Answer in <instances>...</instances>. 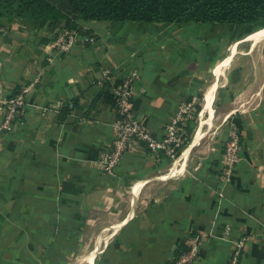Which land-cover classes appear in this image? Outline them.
Listing matches in <instances>:
<instances>
[{"label": "crops", "instance_id": "crops-1", "mask_svg": "<svg viewBox=\"0 0 264 264\" xmlns=\"http://www.w3.org/2000/svg\"><path fill=\"white\" fill-rule=\"evenodd\" d=\"M79 25L60 53L64 23L0 14V103L23 89L27 102L15 131L0 133V264H172L198 235L195 264H229L244 237L241 263L264 264V39L254 43L248 24ZM132 75L134 111L157 139L180 103L203 98L202 111L207 89L221 84L201 138L213 140L193 144L176 178L164 177L173 161L143 143L113 173L101 166L114 90ZM230 125L242 161L224 181Z\"/></svg>", "mask_w": 264, "mask_h": 264}, {"label": "built area", "instance_id": "built-area-1", "mask_svg": "<svg viewBox=\"0 0 264 264\" xmlns=\"http://www.w3.org/2000/svg\"><path fill=\"white\" fill-rule=\"evenodd\" d=\"M0 26V33L4 32ZM80 38L76 30L61 29L54 37V45L58 52H68ZM85 40L94 38L84 36ZM134 76H128L122 84L114 90L116 119L113 122V140L109 151L102 154L100 163L102 168L113 173L132 143H143L153 153L164 155L170 160H176L188 143L192 124L199 117L198 99L186 100L179 104L177 110L165 124L164 133L159 139L153 137L152 131L137 116L133 108L136 96ZM26 89L14 94L0 103V133L15 131L25 113ZM243 142L239 131L230 125L224 150V164L221 179L229 181L232 172L242 161ZM204 235L193 237L186 250L177 255L172 264H195L199 259L201 239ZM247 242L246 237L239 239L233 247L229 264H242L243 252Z\"/></svg>", "mask_w": 264, "mask_h": 264}, {"label": "trees", "instance_id": "trees-1", "mask_svg": "<svg viewBox=\"0 0 264 264\" xmlns=\"http://www.w3.org/2000/svg\"><path fill=\"white\" fill-rule=\"evenodd\" d=\"M4 13L30 14L53 28L64 23L78 33L82 20L264 26V0H0Z\"/></svg>", "mask_w": 264, "mask_h": 264}, {"label": "bare ground", "instance_id": "bare-ground-1", "mask_svg": "<svg viewBox=\"0 0 264 264\" xmlns=\"http://www.w3.org/2000/svg\"><path fill=\"white\" fill-rule=\"evenodd\" d=\"M256 32H254L249 38L251 40H253L254 43L260 41L261 39H264V26L261 28V30H255ZM251 42V41H250ZM252 48V47H251ZM253 49V48H252ZM249 53V52H248ZM263 53V52H262ZM222 83V82H221ZM221 85L219 82H215L213 83L206 92V98L207 101L205 102V108L206 109H210V117L206 118V116L204 115V113H201L200 116V124L197 127V129L195 130V133L192 136V140L193 142L184 150L183 156L181 157L180 160H178V163L176 165H174L167 173L164 174V177H173L176 178L178 176L181 175V173L183 172L184 168L186 167V165L189 163V157H190V153H191V149L193 144L199 142L201 140V138L203 136H205L208 132V128H206L205 124H212L213 123V108H212V102L215 99V93H216V88L217 86ZM259 99V98H258ZM242 101V100H241ZM252 102V101H251ZM247 103V102H246ZM241 105V104H240ZM225 106V104H224ZM231 112V111H230ZM215 113V112H214ZM212 114V116H211ZM229 115V113H228ZM226 118V117H225ZM209 133V132H208ZM205 150V149H204ZM203 150V151H204ZM178 159V158H177ZM179 165V166H178ZM162 177V178H164ZM149 178V177H148ZM153 178V177H152ZM160 178V177H159ZM150 179V178H149ZM161 179V178H160ZM140 186V185H139ZM158 189V188H157ZM159 190V189H158ZM138 191V190H137ZM145 198V197H144ZM133 213V211H132ZM133 216V215H132ZM118 219V218H117ZM118 225V224H117ZM116 230V229H115ZM104 232V231H103ZM101 237V236H100ZM98 247V246H97ZM102 247V246H101ZM105 247V245H104ZM79 260V259H78Z\"/></svg>", "mask_w": 264, "mask_h": 264}, {"label": "rangeland", "instance_id": "rangeland-1", "mask_svg": "<svg viewBox=\"0 0 264 264\" xmlns=\"http://www.w3.org/2000/svg\"><path fill=\"white\" fill-rule=\"evenodd\" d=\"M16 9V8H15ZM24 15H27V16H30V14H24ZM64 27V26H63ZM260 26H257V27H255V26H253L252 27V29L253 30H256V29H258ZM65 28V27H64ZM63 28V29H64ZM218 66H219V62H218ZM223 84V83H222ZM206 95V94H205ZM202 96H200V98H201ZM206 97V96H205ZM206 101H207V98H206ZM205 101V102H206ZM214 101H215V99H214ZM214 101L212 102V105H214ZM200 102V101H199ZM203 102V98H201V103ZM200 103V105H199V113H200V111H201V109H202V104ZM204 106H205V103H204ZM212 108H213V106H212ZM206 110H210V109H206L205 107H204V109L201 111V113L203 112L204 113V115H205V111ZM217 110H219V105L217 104ZM201 113H200V116H201ZM200 116L197 118V121H194L193 122V124H192V134L189 136V141H188V143L185 145V147H184V149H183V151L180 153V155L178 156V159H176V160H173V162H172V164H171V167L172 166H174V165H176L177 163H178V160H180L181 159V157L183 156V153H184V150H185V148L190 144V140H191V138H192V136H193V134H194V131H195V129H197V127L199 126V124H200ZM220 123H221V118H219L218 120H217V123L215 124V126H214V129L216 130V127L218 126V125H220ZM210 137V136H209ZM208 136L207 137H205L204 138V140H201V144L199 145L200 147L201 146H206L209 142H211V140H213V136L211 137V138H209ZM193 142V141H192Z\"/></svg>", "mask_w": 264, "mask_h": 264}]
</instances>
